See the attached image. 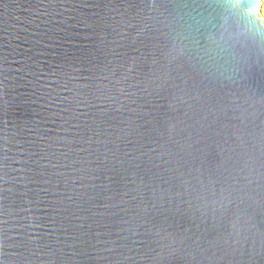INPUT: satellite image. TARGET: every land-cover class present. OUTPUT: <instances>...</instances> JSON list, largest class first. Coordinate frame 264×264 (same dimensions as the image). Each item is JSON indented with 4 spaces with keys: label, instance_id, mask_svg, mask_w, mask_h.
<instances>
[{
    "label": "water",
    "instance_id": "obj_1",
    "mask_svg": "<svg viewBox=\"0 0 264 264\" xmlns=\"http://www.w3.org/2000/svg\"><path fill=\"white\" fill-rule=\"evenodd\" d=\"M0 264H264L258 0H0Z\"/></svg>",
    "mask_w": 264,
    "mask_h": 264
},
{
    "label": "bare ground",
    "instance_id": "obj_2",
    "mask_svg": "<svg viewBox=\"0 0 264 264\" xmlns=\"http://www.w3.org/2000/svg\"><path fill=\"white\" fill-rule=\"evenodd\" d=\"M258 12L260 17L264 20V6L261 5L260 0H258Z\"/></svg>",
    "mask_w": 264,
    "mask_h": 264
},
{
    "label": "snow or ice",
    "instance_id": "obj_3",
    "mask_svg": "<svg viewBox=\"0 0 264 264\" xmlns=\"http://www.w3.org/2000/svg\"><path fill=\"white\" fill-rule=\"evenodd\" d=\"M241 3V0H231V5L233 7L239 6ZM210 39L212 38L211 36L209 37Z\"/></svg>",
    "mask_w": 264,
    "mask_h": 264
},
{
    "label": "clouds",
    "instance_id": "obj_4",
    "mask_svg": "<svg viewBox=\"0 0 264 264\" xmlns=\"http://www.w3.org/2000/svg\"><path fill=\"white\" fill-rule=\"evenodd\" d=\"M262 6H264V0H260Z\"/></svg>",
    "mask_w": 264,
    "mask_h": 264
}]
</instances>
